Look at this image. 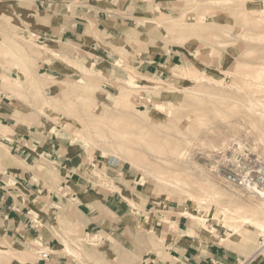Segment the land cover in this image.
<instances>
[{"label":"rangeland","instance_id":"374dc122","mask_svg":"<svg viewBox=\"0 0 264 264\" xmlns=\"http://www.w3.org/2000/svg\"><path fill=\"white\" fill-rule=\"evenodd\" d=\"M40 1L43 3L41 11L32 13L34 0H0V73L3 78L0 102L4 109L23 121V125L47 126L61 136V141L77 145L83 151L86 172L101 187L110 192L120 191L128 204L129 198H133L136 205L130 207L137 221L130 220L132 232L127 243L130 250L157 246L158 242L163 244L159 233L166 237L167 231H175L178 228L175 219L186 211L197 218L185 217L215 235L223 234L221 237L230 245L234 243L243 256L239 264L246 260L248 264L253 260L251 264H256L264 259V253L249 259L264 237L254 224L264 222V200L229 184L225 173L217 170L219 164L234 163L237 155L242 160L249 156L264 161V122L259 120V114L254 115L256 110L264 112V93L260 94L264 78L263 81L255 78V74L264 69V22L259 21V16L264 19V0ZM100 11L104 16L99 14L94 19V14ZM48 16L54 24L60 21L57 18L63 17L86 23L87 30L82 37L86 39V46L82 47L86 52L75 48L73 56V48H69L68 58L66 53L63 56L53 50L46 39L40 38L42 34L37 24L41 17ZM98 23L102 30H108L106 39L100 40L109 45L111 53L104 52L103 47H97V52L87 48L89 41L98 38L95 34ZM173 52L179 53L181 60H176V65L164 77L138 71L150 55ZM49 56L55 59L51 67L63 74L59 79H50L46 74L44 62ZM243 70H248L244 71L247 75L241 73ZM204 76L212 79L202 81ZM249 94L254 95L248 100ZM142 127L146 128L144 132ZM5 129L7 135L9 129ZM129 131L134 132L132 136ZM141 132L146 133L147 139L144 135L141 137ZM174 138L181 140L182 145ZM123 143L130 145L133 153L121 149L126 146ZM175 145L188 150V160L181 162L171 154ZM154 146L167 151L168 157H163L164 152ZM171 160H177L178 167ZM109 166L112 174L106 170ZM164 170L169 171L167 175L174 182L169 186L154 177ZM189 194L199 197L198 200L191 199ZM224 207L231 210L226 215L221 214ZM140 214L147 220H140ZM246 217L253 222L245 223L242 218ZM204 218L207 224L200 222ZM103 240L101 236L86 234L79 240L78 250L69 247L68 252L80 261L85 257L103 259L105 255L118 258L120 250L114 244V248L111 247L114 252L106 251L110 245L104 247Z\"/></svg>","mask_w":264,"mask_h":264},{"label":"crops","instance_id":"0c3cea01","mask_svg":"<svg viewBox=\"0 0 264 264\" xmlns=\"http://www.w3.org/2000/svg\"><path fill=\"white\" fill-rule=\"evenodd\" d=\"M34 2L31 12L37 13L43 3ZM99 14L105 13H95L94 19ZM57 19L60 21L54 24L50 16L41 17L37 24L40 38L68 58L69 48H73V56L75 48L86 52L82 48L86 46V39H82L86 23ZM95 29L98 38L89 41L87 48L97 52V47H103L104 52L111 53L109 45L100 40L106 39L108 30H102L99 23ZM54 60L49 56L44 62L46 74L50 79H59L63 74L51 67ZM176 60H181L179 53H154L138 71L164 77ZM5 128L9 129L7 135ZM0 143V264H239L243 257L234 243L222 239L223 234L215 235L184 215L175 219V231H167L166 237L159 233L163 244L130 250V220L137 218L120 191L106 190L86 172L82 149L61 141V136L47 126L23 125L1 102ZM106 170L112 174L111 166ZM140 220L146 221L147 217L140 214ZM86 234L103 237L102 245H110L106 251L114 252L115 244L120 250L118 258L105 255L103 259L85 257L80 261L70 254L69 247L78 250L79 240ZM256 264H264V259Z\"/></svg>","mask_w":264,"mask_h":264},{"label":"bare ground","instance_id":"6f19581e","mask_svg":"<svg viewBox=\"0 0 264 264\" xmlns=\"http://www.w3.org/2000/svg\"><path fill=\"white\" fill-rule=\"evenodd\" d=\"M177 1H178V0H177ZM216 1H217V0H216ZM246 1H247V0H246ZM218 2H219V1H218ZM242 2H243V1H241V3H242ZM153 3H154V2H153ZM185 3H186V2H185ZM187 4H188V3H187ZM205 5H206V4H205ZM207 5H208V4H207ZM213 5H214V4H213ZM217 5H218V4H217ZM221 5H222V4H221ZM185 7H186V6H185ZM173 8H174V7H173ZM187 8H188V7H187ZM174 9H175V8H174ZM198 9H199V8H198ZM189 10H190V9H189ZM202 10H204V9H202ZM188 13H189V12H188ZM183 14H184V13H183ZM242 16H243V14H242ZM180 17H181V16H180ZM246 17H247V16H246ZM246 17H245V18H246ZM178 19H179V18H178ZM242 19H243V18H242ZM247 19L250 20L251 18H250V19L247 18ZM247 19H246V20H247ZM212 20H213V19H212ZM200 21H201V20H200ZM259 21L264 22L263 17H260V16H259ZM178 22H179V21H178ZM248 22H249V21H248ZM252 22H254V21L252 20ZM184 23H185V22H184ZM246 23H247V22H246ZM179 24H180V23H179ZM179 24H178V25H179ZM178 25H177V26H178ZM185 25H186V24H185ZM187 25H188V24H187ZM199 25H200V24H199ZM193 26H194V25H193ZM213 26H214V25H213ZM246 26H247V25H246ZM219 27H220V26H219ZM209 28H210V27H209ZM192 29H193V28H192ZM197 29H198V28H197ZM195 30H196V29H195ZM195 30H194V31H195ZM229 33H230V32H229ZM201 35H202V34H201ZM223 35H224V34H223ZM228 35H229V34H228ZM221 36H222V35H221ZM225 37H227V36H225ZM223 38H224V37H223ZM207 44H208V43H207ZM6 45H7V44L4 43V46H5V47H6ZM0 49H1V47H0ZM6 49H7V47H6ZM15 50H16V49H15ZM1 51H2V50H1ZM4 51H7V50H4ZM243 65H244V64H243ZM15 66H16V65H15ZM244 66H245V65H244ZM244 66H242V67H244ZM23 67H24V66H23ZM83 67H84V66H83ZM83 69H84V68H83ZM241 69H242V68H241ZM251 69H252V68H251ZM253 69H254V68H253ZM257 69L260 70V67H258ZM248 70H249V69H248ZM248 70H247V71H248ZM254 70H255V69H254ZM244 71H246V70H243L241 73L243 74ZM247 71H246V72H247ZM249 71H252V70H249ZM257 71H258V70H257ZM257 71H256V72H257ZM251 73H253V72H251ZM254 73H255V72H254ZM254 73H253V74H254ZM24 74H25V73H24ZM248 74L251 75L250 72H248ZM253 74H252V75H253ZM235 75H237V74H235ZM244 75H247V74L244 72ZM255 75H256V76H255L256 79H258V80L261 79V80H262V79L264 78V69H263V70L261 69V71H259V72H258L257 74H255ZM3 77H4V76H3ZM6 77H7V76H6ZM25 77H26V76H25ZM189 77H190V76H189ZM239 77H241V76H238V78H239ZM253 77H254V76H253ZM2 79H3V78H2ZM6 79H7V78H6ZM211 79H212V78L209 77V76L201 77V80H202V81H210ZM245 79H246V78H245ZM251 79H252V78H251ZM256 79H254V80H256ZM254 80H253V81H254ZM258 80H257V81H258ZM3 81H4V80H3ZM9 81H10V80H9ZM213 81H214V80H213ZM232 81H233V80H232ZM257 81H255L254 83L257 84L258 82H260V81H258V82H257ZM262 81H263V80H262ZM241 82H242V81H241ZM261 83H263V82H261ZM18 84H19V83H18ZM218 84H219V83H218ZM250 84H252V83H250ZM129 85H133V84H129ZM258 85H260V87H261V84H258ZM263 85H264V84H263ZM21 86H22V85H21ZM245 86H247V85H245ZM131 87H133V86H131ZM257 87H259V86H257ZM262 87H263V86H262ZM262 87H261V88H262ZM244 88H245V87H244ZM261 88H260V89H261ZM258 89H259V88H258ZM261 90H263V92L260 93V94L263 95V93H264V88H262ZM176 91H177V90H176ZM195 91H196V89H195ZM237 91H238V90H237ZM247 91H248V90H247ZM258 92H259V91H258ZM252 93H253V92H252ZM199 95H200V94H199ZM249 95H251V94H249ZM252 95H254V94H252ZM252 95H251L250 98L246 95L247 98H248V100L251 99V98H253ZM263 96H264V95H263ZM254 97H255V96H254ZM256 98H257V97H256ZM261 98H262V97H261ZM261 98H260V99H261ZM254 99H255V98H254ZM258 99H259V98H258ZM43 100H44V99H43ZM43 100H42V101H43ZM47 100H48V99H47ZM47 100H45V101H47ZM263 100H264V99H263ZM48 101H49V100H48ZM75 101H76V100H75ZM191 101H192V100H191ZM251 101H253V100H251ZM249 102H250V101H249ZM258 102H259V101H258ZM263 102H264V101H263ZM263 102H262V103H263ZM253 103L255 104V102H253ZM250 104H251V103H250ZM259 104H260V103H259ZM263 105H264V103H263ZM51 106H52V105H51ZM87 106H88V105H87ZM249 106L251 107V105H249ZM45 107H46V106H45ZM88 107H89V106H88ZM180 107H181V106H180ZM250 107H249V108H250ZM253 107H254V106H253ZM255 107L257 108L258 105L255 106ZM255 107H254V109H251V108H250L251 111H253V113H254L255 110H256ZM262 107H263V106H262ZM90 108H91V107H90ZM177 108H178V107H177ZM177 108H176V110H178ZM182 108H184V107H182ZM182 108H181V109H182ZM263 108H264V107H263ZM263 108H262V110H264ZM94 109H95V108H94ZM94 109H93V110H94ZM258 109H260V108H258ZM91 110H92V109H91ZM93 110H92V111H93ZM96 110H97V109H96ZM184 110H185V109H184ZM190 110H191V109H190ZM186 111H187V110H186ZM251 111H250V112H251ZM256 111H257V113H254V115L259 114V115L261 116V117H260L261 119H259V120H261V121L264 122V112H263V113H259L258 110H256ZM94 112H95V111H94ZM187 112H188V111H187ZM260 112H261V110H260ZM174 113H175V112H174ZM188 113H189V112H188ZM191 113H192V112H191ZM183 114H184V113H183ZM135 115H136V114H135ZM173 116H174V115H173ZM105 117H106V116H105ZM174 117H175V116H174ZM177 117H178V116H177ZM198 117H199V116H198ZM200 117H201V116H200ZM110 119H111V117H110ZM110 119H109V120H110ZM126 119H127V118H126ZM180 119H181V118H180ZM182 119H183V118H182ZM182 119H181V120H182ZM199 119H200V118H199ZM93 120H94V119H93ZM96 120H97V119H96ZM253 120H254V119H253ZM104 121H106V120H104ZM172 121H173V120H172ZM110 122H111V121H110ZM112 122H113V121H112ZM112 122H111V124H112ZM114 122H115V120H114ZM114 122H113V123H114ZM192 122H193V121H192ZM103 123H104V122H103ZM106 123H107V122H105V124H106ZM148 123H149V122H148ZM170 123H171V122H170ZM152 125H153V124H152ZM84 126H85V125H84ZM104 126H105V125H104ZM138 126H139V125H138ZM150 126H151V125H150ZM173 126H174V125H173ZM98 127H99V126H98ZM101 127H102V126H101ZM122 127H124V126H122ZM153 127H154V126H153ZM155 127H156V126H155ZM166 127H167V126H166ZM169 127H170V126H169ZM82 128H83V127H82ZM84 128H85V127H84ZM120 128H121V127H120ZM120 128H119V129H120ZM173 128H174V127H173ZM97 129H98V128H97ZM141 129H142V131H143V129H144V131L146 130V128H143V127H142ZM154 130H156V128H155ZM162 130H163V129H162V125H161V131H162ZM179 130H180V129H179ZM104 131H105V130H104ZM106 131H107V130H106ZM137 131H138V130H137ZM139 131H141V130H139ZM144 131H143V132H144ZM170 131H171V130H170ZM129 132H130V131H129ZM129 132H128V135H129ZM131 132H132V131H131ZM131 132H130V133H131ZM143 132H141V133H142V136H141L142 138L145 136L146 133H148L149 136H150V132H147V131H146L145 134H143ZM164 132H165V131H164ZM173 132H174V131H173ZM132 133H134V132H132ZM132 133H131V136H132ZM135 133H136V132H135ZM156 133H157V132H156ZM165 133H166V132H165ZM182 133H183V132H182ZM102 134H103V133H102ZM102 134H101V135H102ZM105 134H106V133H105ZM111 134H112V133H111ZM125 134H127V133H125ZM138 134H139V133H138ZM138 134H137V138L139 137ZM158 134H159V133H158ZM160 134H161V132H160ZM169 134H170V133H169ZM179 134H180V133H179ZM190 134H191V133H190ZM262 134H263V133H262ZM113 135H115V133H114ZM113 135H112V136H113ZM118 135H120V130H119V134H118ZM128 135H127V137H128ZM143 135H144V136H143ZM165 135H167V134H165ZM183 135H184V133H183ZM97 136H98V135H97ZM106 136H107V135H106ZM108 136H110V135L108 134ZM112 136H111V137H112ZM131 136H130V138H131ZM134 136H135V135H134ZM158 136H160V135H158ZM163 136H164V135H163ZM168 136H169V135H168ZM171 136H172V135H171ZM171 136H170V137H171ZM178 136H179V135H178ZM135 137H136V136H135ZM135 137H134V139H136ZM146 137H148V136H145V138H146ZM170 137H168V138H170ZM261 137H262V136H261ZM87 138H88V137H87ZM98 138H99V137H98ZM100 138H101V136H100ZM105 138H106V137H105ZM118 138H119V137H118ZM145 138H144V139H145ZM164 138H165V137H164ZM180 138H181V137H180ZM106 139H107V138H106ZM112 139H113V138H112ZM122 139H123V138H122ZM146 139H147V138H146ZM146 139H145V140H146ZM170 139H171V138H170ZM174 139L177 140V138H174ZM258 139H259V138H258ZM98 140H100V139H98ZM98 140H97V141H98ZM151 140H152V139H150V142H151ZM161 140H162V139H161ZM164 140L167 141L166 138H165ZM164 140H163V142H165ZM171 140L173 141V139H171ZM225 140H226V139H225ZM254 140H256V139H254ZM107 141H109V140H107ZM133 141H134V140H133ZM177 141H179V140H177ZM180 141H181V140H180ZM180 141H179V142H180ZM182 141H183V140H182ZM187 141H188V140H187ZM101 142H103V141H101ZM109 142H110V141H109ZM116 142H117V141H116ZM116 142H115V143H116ZM136 142H137V140L135 141V143H136ZM148 142H149V140H148ZM150 142H149L148 144H150ZM170 142H171V141H170ZM183 142H185V141H183ZM258 142H259V141H258ZM261 142H262V141H261ZM115 143H114V144H115ZM117 143H118V142H117ZM160 143H161V141H160ZM166 143H167V142H166ZM123 144H125V143H123ZM130 144H131V143H130ZM136 144H137V143H136ZM138 144H139V143H138ZM141 144H142V142H141ZM167 144H168V143H167ZM180 144H181V142H180ZM180 144H179V146H180ZM185 144H186V142H185ZM192 144H193V143H192ZM254 144H255V143H254ZM118 145H119V144H118ZM125 145H126V144H125ZM127 145H128V142H127ZM127 145H126V146H121L120 148L123 149L124 151H126L128 154H129V153H133V150L131 149V147H129L130 145H129L128 147H127ZM131 145H132V144H131ZM142 145H143V144H142ZM145 145H146V144H145ZM152 145H153V144H152ZM171 145H172V144H171ZM181 145H182V144H181ZM187 145H188V144H187ZM189 145H190V143H189ZM189 145H188V146H189ZM155 146H156V145H155ZM155 146H154V149L157 148V151L164 152L163 155L165 154V152H167V151H165L164 149H163L164 151H163V150L161 151L160 149L158 150V146H157V147H155ZM162 146H163V145H162ZM172 146H173V145H172ZM172 146H171V147H172ZM240 146H241V145H240ZM132 147H134V146H132ZM163 147H164L165 149H167L165 146H163ZM183 147H184V146H183ZM137 148H138V147H137ZM159 148H160V147H159ZM161 148H162V147H161ZM185 148H187V147L185 146ZM239 148H240V147H239ZM255 148H256V147H255ZM255 148H254V149H255ZM135 149H136V148H134V151H135ZM138 149H139V148H138ZM149 149H150V148L148 147V150H149ZM154 149L152 150V152L154 151ZM167 150H168V149H167ZM170 150H172V149L169 148V151H170ZM150 151H151V150H150ZM157 151H156V152H157ZM187 151H188V150L181 149V147H178V146L175 145V149H173V151H172L171 154H174V155H175L177 158H179L180 161L182 162V161H183L184 159H186V157H187ZM146 152H147V151H146ZM160 152H159V153H160ZM170 152H171V151H170ZM153 153H154V152H153ZM157 154H158V153H157ZM159 155H160V154H159ZM159 155H157V156H159ZM168 155H169V154H168ZM168 155L165 154L163 157H166V156L168 157ZM174 155L172 156L173 158H175ZM189 155H190V154H189ZM153 156H155V155H153ZM161 157H162V156L160 155L159 158H161ZM153 158H154V157H153ZM155 158H156V156H155ZM177 158H176V159H177ZM164 159H165V158H164ZM169 159H170V157H169ZM156 160H157V158H156ZM158 160H159V159H158ZM166 160H167V158H166ZM186 160H188V158H187ZM164 161H165V160H164ZM164 161H162V162H164ZM172 161H174V160H171V163H172ZM175 161H177V160H175ZM175 161H174V162H175ZM157 162H158V161H157ZM159 162H160V160H159ZM166 162H168V161H166ZM166 162H165V163H166ZM165 163H164V164H165ZM178 163H180V162H178ZM183 163H184V162H183ZM183 163H182V164L180 163V164L183 165ZM187 163H188V161H187ZM162 164H163V163H162ZM164 164H163V165H164ZM174 164H176V162H175ZM184 164H185V163H184ZM157 165H158V164H157ZM172 165H173V164H172ZM176 165H177V164H176ZM195 165H196V164H195ZM153 166H154V165H153ZM196 166H197V165H196ZM158 167H159V166H158ZM168 167L170 168L171 166H168ZM173 167H174V165H173ZM177 167H178V165H177ZM187 167H188V166H187ZM150 168H151V167H150ZM150 168H147V169L149 170ZM160 168H161V167H160ZM195 168H196V167H195ZM153 169H154V168H153ZM164 169H165V168H164ZM148 170H147V171H148ZM150 170H151V172H152V168H151ZM167 170H168V169H167ZM179 171H180V170H179ZM179 171H178V172H179ZM183 171H184V169H182V172H183ZM153 172H155V170H154ZM157 172H158V171H157ZM168 172H169V171H168ZM168 172H166V171L164 170V172H160V171H159V173H157V174H154V173H153V174L155 175V176H154V177H155V180H156L157 182H161V183H163V184H165V185H167V186L171 185V184L174 183V182L171 181V178H170L171 176L167 175ZM182 172H180V173H182ZM184 172H185V171H184ZM155 173H156V172H155ZM173 173H174V172H173ZM175 173H176V172H175ZM208 173H209V172H208ZM188 176H189V174H188ZM204 176H205V174H204ZM154 177H153V179H154ZM173 177H175V176H173ZM209 177H211V176H209ZM208 181H209V180H208ZM210 182H211V181H210ZM216 182H217V181H216ZM218 182H219V181H218ZM214 184H216V183L214 182ZM220 184H221V183H220ZM177 185H178V184H177ZM115 189H116V188H115ZM113 190H114V189H113ZM211 190H213V188H211ZM189 191H190V190H189ZM189 191H186V192H189ZM194 193H195V190H194ZM216 194H218V193L216 192ZM232 194H233V193H232ZM240 194H241V193H240ZM188 196H189L191 199H194L195 201L198 200V198H199V197L197 198V196H196V198H195V197H194L193 195H191V194H189ZM241 198H242V197H241ZM239 200H240V199H239ZM199 202H200V203H203L202 201H199ZM199 202H198V203H199ZM236 203H237V202H236ZM129 204H131L130 206H135V205H136V203H135V201L133 200V198H129ZM237 205H238V203H237ZM135 208H136V207H135ZM137 209H138V208H137ZM228 211H231V210H229L227 207H224V208L221 210V214L226 215V213H228ZM229 213H230V212H229ZM221 214H220V215H221ZM179 215H185V216H187V217H189V218H191V219H193V218H197L196 215L192 214L191 212H186V211H182V212H180ZM234 215H235V214H234ZM200 218H201V216H200ZM232 218H234V217H232ZM242 219L245 221V223H252V222H253V221H251L250 218H248V217H246V218H242ZM216 221H217V220H216ZM200 222L203 223V224H207V218H204L203 221H202V219H201ZM254 224H255V225H258V226H259V227H258L259 230H260L262 233H264V222H263V221H261V222L256 221V222H254ZM212 227H213V226H212ZM234 227H235V225H234ZM189 232H191V231H189ZM211 236H212V235H211ZM92 239H93V238H92ZM222 239H224V238H222ZM222 241H223V240H222ZM225 241H226V240H225ZM225 241H224V242H225ZM224 242H222V243H224ZM91 243H92V242H91ZM263 253H264V246L259 247V249L254 253V255L251 256V257H252L251 259H256L257 257L262 256ZM251 259H250V260H251ZM242 264H248V261H247V262H243Z\"/></svg>","mask_w":264,"mask_h":264},{"label":"built area","instance_id":"2783aa9c","mask_svg":"<svg viewBox=\"0 0 264 264\" xmlns=\"http://www.w3.org/2000/svg\"><path fill=\"white\" fill-rule=\"evenodd\" d=\"M225 161V159L223 160ZM225 173V181L239 189L255 195L264 200V161L259 157L250 158L246 156L244 160L237 155L234 163L224 162L217 166ZM264 246V237L260 247ZM47 255H43L46 257Z\"/></svg>","mask_w":264,"mask_h":264}]
</instances>
